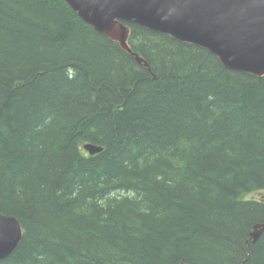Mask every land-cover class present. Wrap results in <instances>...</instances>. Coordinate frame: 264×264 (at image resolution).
<instances>
[{
	"label": "trees",
	"instance_id": "obj_1",
	"mask_svg": "<svg viewBox=\"0 0 264 264\" xmlns=\"http://www.w3.org/2000/svg\"><path fill=\"white\" fill-rule=\"evenodd\" d=\"M130 28L150 70L64 0H0V264H264V77Z\"/></svg>",
	"mask_w": 264,
	"mask_h": 264
},
{
	"label": "water",
	"instance_id": "obj_2",
	"mask_svg": "<svg viewBox=\"0 0 264 264\" xmlns=\"http://www.w3.org/2000/svg\"><path fill=\"white\" fill-rule=\"evenodd\" d=\"M98 34L115 42L141 66L149 64L129 46L130 26L168 35L207 50L229 70L264 77V0H64ZM91 155L102 149L85 145ZM264 223L251 228L256 242ZM22 237L19 222L0 214V260Z\"/></svg>",
	"mask_w": 264,
	"mask_h": 264
}]
</instances>
